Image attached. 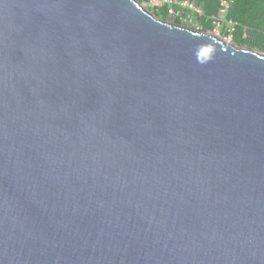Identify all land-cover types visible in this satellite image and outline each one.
I'll use <instances>...</instances> for the list:
<instances>
[{"label": "water", "instance_id": "obj_1", "mask_svg": "<svg viewBox=\"0 0 264 264\" xmlns=\"http://www.w3.org/2000/svg\"><path fill=\"white\" fill-rule=\"evenodd\" d=\"M0 264H264V54L0 0Z\"/></svg>", "mask_w": 264, "mask_h": 264}, {"label": "trees", "instance_id": "obj_2", "mask_svg": "<svg viewBox=\"0 0 264 264\" xmlns=\"http://www.w3.org/2000/svg\"><path fill=\"white\" fill-rule=\"evenodd\" d=\"M184 1L192 3L200 11L195 13V18L204 32L213 29L221 3L227 5L225 21L232 24L231 44L264 54V0H172L174 4L155 7L151 13L164 21L171 10L186 12V8L178 6Z\"/></svg>", "mask_w": 264, "mask_h": 264}, {"label": "rangeland", "instance_id": "obj_3", "mask_svg": "<svg viewBox=\"0 0 264 264\" xmlns=\"http://www.w3.org/2000/svg\"><path fill=\"white\" fill-rule=\"evenodd\" d=\"M138 2L140 6L143 7L146 11L151 13L153 8L155 7H162L164 4L170 5L174 4L172 0H135ZM179 6V5H178ZM180 7V6H179ZM186 8L187 11H169L168 16L164 20L167 24L176 25L179 27H183L192 31H196L197 33H205L213 36L214 38L223 41L226 44H231L232 39L229 36L231 31V24L225 22L224 20V13L220 14L217 23L215 24L211 31L204 32L202 28L198 25L197 20L195 18L196 9L194 7H182ZM176 21L179 23L177 24Z\"/></svg>", "mask_w": 264, "mask_h": 264}, {"label": "built area", "instance_id": "obj_4", "mask_svg": "<svg viewBox=\"0 0 264 264\" xmlns=\"http://www.w3.org/2000/svg\"><path fill=\"white\" fill-rule=\"evenodd\" d=\"M151 1H153V0H151ZM180 7H194L195 9H196V13L198 14V13H200V11L197 9V7L196 6H194L192 3H189V2H186V1H184V2H182V3H179L178 4ZM226 9H227V5H225V4H223V3H221V8H220V10H219V12H218V17H217V19L214 21V25L215 24H218L217 23V21H218V18H219V16H220V14H222V13H224V20H225V15H226ZM226 22V21H225ZM227 23H229V22H227ZM229 24H231V23H229ZM231 26H232V24H231ZM231 31H232V28H231ZM230 31V32H231Z\"/></svg>", "mask_w": 264, "mask_h": 264}]
</instances>
